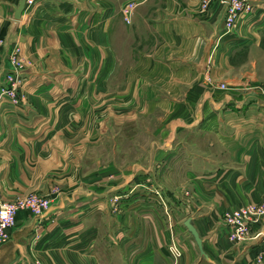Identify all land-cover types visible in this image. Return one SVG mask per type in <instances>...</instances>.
Returning <instances> with one entry per match:
<instances>
[{
  "label": "crops",
  "instance_id": "0c3cea01",
  "mask_svg": "<svg viewBox=\"0 0 264 264\" xmlns=\"http://www.w3.org/2000/svg\"><path fill=\"white\" fill-rule=\"evenodd\" d=\"M22 1L0 0L1 89L5 72L14 71L6 46L28 44V65L17 71L22 101L0 95V189L6 197L38 190L52 199L42 214L17 213L0 264H106L93 216L111 190L131 186L130 173L153 169L123 170L126 179L110 181L103 197L99 184L82 190L81 160L102 142L107 118L151 102L166 110L170 129L157 172L181 166L202 189L204 215L192 217L211 259L195 244L196 264H264V85L247 74L238 80V54L264 43V0H247L242 36L223 33L227 10L219 0L207 11L202 0H44L17 18ZM113 77H124V86L112 88ZM196 137L221 150L198 149ZM104 168L92 173H116ZM247 207L257 208L240 216L248 240L231 242L229 222Z\"/></svg>",
  "mask_w": 264,
  "mask_h": 264
},
{
  "label": "rangeland",
  "instance_id": "374dc122",
  "mask_svg": "<svg viewBox=\"0 0 264 264\" xmlns=\"http://www.w3.org/2000/svg\"><path fill=\"white\" fill-rule=\"evenodd\" d=\"M203 1H201L202 6ZM247 16L248 14L243 16L244 21L247 20ZM240 25L238 24V29L233 30L242 36ZM226 28L225 20L223 33H226ZM243 42L245 40L242 39ZM215 43L212 45V52L210 51L212 54ZM125 45L129 47V42ZM133 45L138 46L136 42ZM27 46V43H21L12 47L10 52L8 46L5 50V53L10 54L14 71L5 72L6 84L3 83L2 86L8 88H0V95L3 92L9 94L13 104L22 101L16 88L21 86L22 77L17 78V71L20 67L28 65V61L23 57L28 51ZM246 74L254 76V80L263 82L260 84L264 85V43L260 47L247 45L238 54V80ZM124 83V77L111 79L114 89H118V86L122 88ZM154 105L151 102L144 104V110L131 109L126 112H131L132 116L114 115L110 119L107 118L108 133L106 132L98 146L89 147L81 160V178L85 177L86 180L83 181L82 178V190L89 189L90 185L99 184L103 197L107 196V190L111 186L110 181L122 184L126 179L127 175L123 174V170L132 168L134 164L146 165L153 169L151 174L130 173L131 186L125 192L117 188L111 190L109 206H100L102 208L98 210L97 216H93L94 222L98 224V244L99 250L102 251L100 256L106 264H196L197 262V258L191 255L190 250L191 247L196 249V243L183 221L194 214L198 219L203 217L204 211H201L197 204L202 189L198 187L196 181L183 172L184 168L181 166L179 173H172L169 165L166 167V172L162 174L157 172L155 167L161 162L160 155L167 150L165 140L169 136L170 129L166 124L168 121L166 110L160 107L154 108ZM146 106L150 109L148 110ZM86 132L92 133L90 130ZM65 135L66 133L63 134ZM196 139L198 140L194 145L198 149L208 146L213 154H218L221 150L217 143L210 146V141L203 140L202 137ZM81 146L82 142L79 147ZM78 165L79 162H76L77 167ZM108 166L115 168L116 173H92L95 170H106L104 167ZM160 168L161 166L158 167ZM199 177L203 180V175ZM54 185L58 188L62 187L61 183L53 184L52 187ZM43 197L51 204L52 195H46L38 190L6 197L0 189V202L13 205L16 215L23 209L36 214L33 199ZM16 215L11 229L17 224ZM229 223L234 228L238 224L235 221ZM228 239L234 243L248 240L246 235L238 234L237 226L234 232L228 235ZM259 259L263 257L259 256Z\"/></svg>",
  "mask_w": 264,
  "mask_h": 264
},
{
  "label": "built area",
  "instance_id": "2783aa9c",
  "mask_svg": "<svg viewBox=\"0 0 264 264\" xmlns=\"http://www.w3.org/2000/svg\"><path fill=\"white\" fill-rule=\"evenodd\" d=\"M226 7V33L232 34L235 30L238 29V24L242 23L244 19L243 16L248 14L251 10V5L247 0H219ZM44 0H26L24 11L29 10L31 12L36 13L43 6ZM211 4V0L203 1L204 10H208ZM225 87V85H222ZM33 206L36 214H42L50 207V201L48 199L43 198H34ZM255 207H247L242 211H236L234 221L237 222V232L246 234L247 225L244 224V218L240 219L242 212L244 214L252 213L256 211ZM258 211H264V207L259 209ZM16 211L13 205L4 204L0 202V246L5 244L11 238V226L15 221ZM238 218L240 220H238ZM263 247H264V234L262 235ZM264 253V249H263Z\"/></svg>",
  "mask_w": 264,
  "mask_h": 264
},
{
  "label": "water",
  "instance_id": "95a60500",
  "mask_svg": "<svg viewBox=\"0 0 264 264\" xmlns=\"http://www.w3.org/2000/svg\"><path fill=\"white\" fill-rule=\"evenodd\" d=\"M25 1L23 0L22 3L19 5L16 11V17L20 18L22 13L24 12L25 8ZM184 225L186 226L188 232L192 235L196 245L198 246V249L200 251V254L202 257H205L206 259L210 260V255L206 252L204 248V240L198 230V228L195 225L194 217H188L184 220Z\"/></svg>",
  "mask_w": 264,
  "mask_h": 264
}]
</instances>
